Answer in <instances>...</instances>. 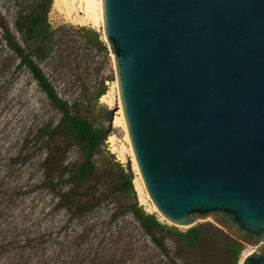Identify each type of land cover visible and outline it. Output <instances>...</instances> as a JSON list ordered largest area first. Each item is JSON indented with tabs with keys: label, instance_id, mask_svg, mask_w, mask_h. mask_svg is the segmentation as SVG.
I'll use <instances>...</instances> for the list:
<instances>
[{
	"label": "water",
	"instance_id": "obj_1",
	"mask_svg": "<svg viewBox=\"0 0 264 264\" xmlns=\"http://www.w3.org/2000/svg\"><path fill=\"white\" fill-rule=\"evenodd\" d=\"M145 187L176 227L264 242V0H103ZM242 264H264V244Z\"/></svg>",
	"mask_w": 264,
	"mask_h": 264
},
{
	"label": "trees",
	"instance_id": "obj_2",
	"mask_svg": "<svg viewBox=\"0 0 264 264\" xmlns=\"http://www.w3.org/2000/svg\"><path fill=\"white\" fill-rule=\"evenodd\" d=\"M53 3L32 0L28 7L17 9L15 25L21 38L0 12V46L16 53L18 68H28L61 114L57 123L44 122L37 125L32 137H22L23 147L10 159L27 163L37 156L42 187L57 199L55 208L69 217L59 228L0 235V264H239L245 245L220 226L203 222L183 230L147 212L139 204L131 169L127 172L121 163L109 188L103 189L104 177L96 157L108 131L74 112L35 59H48L56 46L68 43L69 29L54 28L49 21ZM79 29L106 48L100 32L84 26ZM9 58L2 59L0 73ZM74 148L80 156L68 161ZM93 179L96 182L90 184ZM112 195L117 203L111 206ZM132 197L134 201L122 202ZM105 205L110 208L107 216L90 218ZM74 222L77 226L69 231Z\"/></svg>",
	"mask_w": 264,
	"mask_h": 264
},
{
	"label": "rangeland",
	"instance_id": "obj_3",
	"mask_svg": "<svg viewBox=\"0 0 264 264\" xmlns=\"http://www.w3.org/2000/svg\"><path fill=\"white\" fill-rule=\"evenodd\" d=\"M31 2L32 0H21V3L0 0V12L19 38L21 35L15 25L16 11L19 7H28ZM49 21L54 28L65 26L69 29L68 43L56 46L54 54L48 59H35L74 112L92 119L97 126L105 127L108 131L107 139L96 157L98 168L104 177L103 189L109 188V182L121 163L127 172L130 168L133 173L139 204L147 212L155 213L162 222L172 225L158 210L153 209V201L145 184L142 187L140 175L134 165L127 125L125 127L116 122L120 116L121 98L114 55L103 38V26L74 20L67 15L65 9L54 6V3ZM82 26L100 32L106 48L85 35L79 29ZM4 57L11 58L7 68L0 73V235L10 236L26 229L47 226L59 228L67 222L69 216L64 210L55 208L57 199L42 187V172L37 156L27 163H14L10 158L23 147L22 137H32L37 125L44 122L57 123L61 114L52 106L28 68H18L20 59L16 53L6 46H0V64ZM102 91L105 93L101 94ZM79 156L78 149L74 148L69 153L68 161H75ZM95 182L96 179H93L90 184ZM110 199L111 206L117 203L114 195ZM127 200L134 201L132 197L123 198L122 202ZM109 212L110 208L105 205L90 218L96 220L107 216ZM203 222L223 227L216 214L199 217V223ZM69 225V231H73L77 222ZM263 244V241L256 244L244 243L245 249L239 264H242L245 255Z\"/></svg>",
	"mask_w": 264,
	"mask_h": 264
},
{
	"label": "bare ground",
	"instance_id": "obj_4",
	"mask_svg": "<svg viewBox=\"0 0 264 264\" xmlns=\"http://www.w3.org/2000/svg\"><path fill=\"white\" fill-rule=\"evenodd\" d=\"M54 6H61L63 9H65L67 15L74 20L86 23H99L103 26V0H54ZM119 115L120 116L117 117L116 122H120L126 127V121L122 105L119 110ZM131 154L133 156L134 165L137 169L138 174L140 175L139 179L141 180L142 187L144 188V181L142 180V176L137 165L133 147L131 148ZM153 203L154 202H152L153 209L158 210L156 205H153Z\"/></svg>",
	"mask_w": 264,
	"mask_h": 264
}]
</instances>
